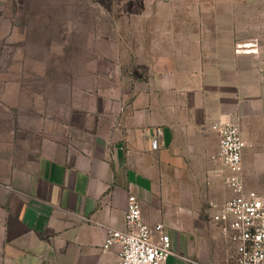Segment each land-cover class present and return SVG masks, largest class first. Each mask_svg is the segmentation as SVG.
<instances>
[{
  "label": "crops",
  "instance_id": "obj_1",
  "mask_svg": "<svg viewBox=\"0 0 264 264\" xmlns=\"http://www.w3.org/2000/svg\"><path fill=\"white\" fill-rule=\"evenodd\" d=\"M81 4L66 10L99 13L96 67L85 68L96 83L83 99L71 94L57 115L33 85L29 107V70H1L17 77L0 81L1 260L114 264L119 246L102 244L107 227H124L132 194L142 221L170 236L176 255L164 264H233L211 207L234 196L231 172L211 158L212 124L238 125L244 188L264 190V42L249 38L239 7L218 0Z\"/></svg>",
  "mask_w": 264,
  "mask_h": 264
},
{
  "label": "rangeland",
  "instance_id": "obj_2",
  "mask_svg": "<svg viewBox=\"0 0 264 264\" xmlns=\"http://www.w3.org/2000/svg\"><path fill=\"white\" fill-rule=\"evenodd\" d=\"M85 1L96 3V0ZM218 2L239 7V14L248 22L249 38L258 35L264 42V0ZM81 5V0H0V81L17 78L1 70L28 69L25 85L32 98L26 100L27 106L33 104V85H38L41 105L49 107L43 102L50 95L55 101L57 115H60L68 108L66 102L71 99V94L74 99H83L81 88L96 83L93 76L85 73V68L96 67L92 60L96 50L91 30L99 13L66 10ZM35 70L40 74L33 75ZM10 90L9 98L15 100L16 85L10 86ZM0 264L10 263L0 257Z\"/></svg>",
  "mask_w": 264,
  "mask_h": 264
},
{
  "label": "built area",
  "instance_id": "obj_3",
  "mask_svg": "<svg viewBox=\"0 0 264 264\" xmlns=\"http://www.w3.org/2000/svg\"><path fill=\"white\" fill-rule=\"evenodd\" d=\"M212 129L218 135L212 161L231 173L224 183L234 196L215 209L220 234L235 246L233 264H264V190H246L242 178V151L245 141L236 123L216 121ZM159 127L152 129L151 148H158ZM124 227H107L103 249L117 244L119 251L114 264H164L167 257L176 255L163 223L149 226L141 218L136 197L128 194L124 212Z\"/></svg>",
  "mask_w": 264,
  "mask_h": 264
}]
</instances>
